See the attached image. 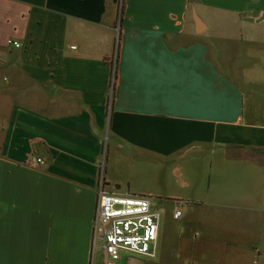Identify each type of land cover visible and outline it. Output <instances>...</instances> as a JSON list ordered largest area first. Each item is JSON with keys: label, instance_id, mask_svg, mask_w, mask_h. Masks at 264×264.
I'll return each mask as SVG.
<instances>
[{"label": "crops", "instance_id": "0c3cea01", "mask_svg": "<svg viewBox=\"0 0 264 264\" xmlns=\"http://www.w3.org/2000/svg\"><path fill=\"white\" fill-rule=\"evenodd\" d=\"M262 45L264 0H0V264H107L92 228L110 145L207 161L217 185L195 197L199 221L257 224L264 264V100L229 72L255 87ZM224 244L204 251L246 264Z\"/></svg>", "mask_w": 264, "mask_h": 264}, {"label": "rangeland", "instance_id": "374dc122", "mask_svg": "<svg viewBox=\"0 0 264 264\" xmlns=\"http://www.w3.org/2000/svg\"><path fill=\"white\" fill-rule=\"evenodd\" d=\"M228 30L233 32L230 28L221 32L227 34ZM214 43L219 45L218 38ZM215 45L213 52L219 49ZM221 48L227 49L228 53L236 54L235 48L229 42L223 43ZM259 48L264 53V45ZM229 72L246 93L254 92L257 100H264V70L261 75L255 77L256 80H253L258 82L254 84L255 87L245 85V79L238 73ZM259 108L263 113L260 115V120L264 124V104ZM193 156L189 154L184 159L176 157L171 160L143 161L131 154L119 153L113 145L105 149L104 178L112 182L107 191H118L135 196L146 192L161 213L157 258L145 259L144 264H223L220 258L204 250L206 243L211 247L225 249L227 244L224 243L227 241L236 243V245L230 244L232 252L247 255L246 264L255 263V259H259L257 224L223 221L217 215L199 221L195 200L199 195L207 194L203 192L205 186L208 184L214 186L217 182L214 170L207 161L193 160ZM117 182L119 187L115 185ZM175 209L182 211L183 216L179 220L174 218ZM195 246L200 250L199 255L193 252ZM242 260L239 259L237 263L241 264Z\"/></svg>", "mask_w": 264, "mask_h": 264}, {"label": "built area", "instance_id": "2783aa9c", "mask_svg": "<svg viewBox=\"0 0 264 264\" xmlns=\"http://www.w3.org/2000/svg\"><path fill=\"white\" fill-rule=\"evenodd\" d=\"M8 44L20 48L19 42L9 40ZM116 59V58H115ZM114 75L111 80L109 111L113 105ZM34 167L44 166V160L35 159ZM99 190L93 217L92 252L102 247L107 255V264H120L121 253L157 258L160 235L161 213L153 209L151 198L123 196L108 192L104 178V160L100 164ZM182 211L177 209L174 218L179 220Z\"/></svg>", "mask_w": 264, "mask_h": 264}, {"label": "water", "instance_id": "95a60500", "mask_svg": "<svg viewBox=\"0 0 264 264\" xmlns=\"http://www.w3.org/2000/svg\"><path fill=\"white\" fill-rule=\"evenodd\" d=\"M194 21L196 24L197 33H201L203 31L204 25L197 13H194ZM153 209L156 210V203H153Z\"/></svg>", "mask_w": 264, "mask_h": 264}, {"label": "flooded vegetation", "instance_id": "af4514ba", "mask_svg": "<svg viewBox=\"0 0 264 264\" xmlns=\"http://www.w3.org/2000/svg\"><path fill=\"white\" fill-rule=\"evenodd\" d=\"M156 209L158 210L157 205H156Z\"/></svg>", "mask_w": 264, "mask_h": 264}, {"label": "trees", "instance_id": "16d2710c", "mask_svg": "<svg viewBox=\"0 0 264 264\" xmlns=\"http://www.w3.org/2000/svg\"><path fill=\"white\" fill-rule=\"evenodd\" d=\"M113 92H114V89H113Z\"/></svg>", "mask_w": 264, "mask_h": 264}]
</instances>
